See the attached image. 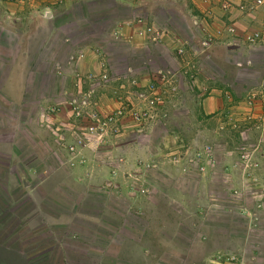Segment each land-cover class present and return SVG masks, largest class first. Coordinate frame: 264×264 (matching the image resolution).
<instances>
[{"label":"rangeland","instance_id":"obj_1","mask_svg":"<svg viewBox=\"0 0 264 264\" xmlns=\"http://www.w3.org/2000/svg\"><path fill=\"white\" fill-rule=\"evenodd\" d=\"M91 1L70 0L72 4L67 9L61 2L50 5L48 15L59 14L52 20L58 34L49 35L48 39L40 36L43 42L39 39L40 56L37 54L35 61L39 60L33 66L32 57L26 66L30 79L19 104L10 103L4 94V78L19 44L25 41L31 47L38 38L30 33L24 40L27 24L33 19L6 18L10 10L0 3V24L4 26L0 28V264H28L27 258L30 264H264V180L255 175L264 173V161L261 164L259 155L252 153V144L263 136L257 129H247L248 123L238 119L237 112L231 109L228 114L210 115L204 124L201 116L189 112L173 118L183 107L185 111L191 98L202 99L198 89L203 88L196 85L203 80L193 67L183 64L172 83L176 92L172 104L167 106L164 116L142 132H137L130 123L125 132L120 127L116 134L100 138L77 125L70 104L69 116L59 123L51 121V115L60 111L59 106L45 111L33 107L39 96L47 94L49 80L45 74L51 75L52 67L47 66L46 60L53 57L52 64L56 67L64 62L62 57L71 63L77 53L75 49L82 43L100 46L102 57L113 53L114 65L103 64L111 77H122V70L133 65L126 63L125 46L113 40L111 31L120 21L143 19L139 13L153 9V2ZM217 1L221 6L224 0ZM248 6V0L240 4L241 9ZM230 7L231 2L227 9ZM153 18L146 19L147 25H151ZM45 19V15L40 18L43 31L47 27ZM174 25L185 32L181 22L175 21ZM204 49H198L194 56L203 74L208 66L204 62L207 55ZM251 54L255 59L262 55L260 50ZM184 58L194 61L188 53ZM251 59H245L243 66L237 68L254 69ZM176 62L170 57L169 66L177 67ZM143 64L149 71L162 67ZM210 68L215 70L216 66ZM250 71L241 77L243 83L227 82L231 93V99L226 100L228 107L244 93L247 101H251L253 96H248L245 88L259 84L264 73L261 69ZM132 72L137 74L135 70ZM114 78L111 81L100 78L99 82L112 84L110 92L116 93L118 100L121 86L128 87L123 77ZM218 83L213 80L209 84ZM91 85L93 88L89 89L94 90L95 84ZM85 91L87 88L71 99ZM178 101L180 106L176 107ZM177 122H180L178 129ZM37 123L47 129H34ZM175 130H179L178 134ZM112 145L119 152L128 145L134 151L120 161V154L111 156ZM261 145L264 155V141ZM139 148L145 150L146 159H139ZM78 151L81 156L93 151V160L104 169L125 166V178L117 181L91 174L87 179H74L70 184L73 188L60 184L41 197L43 192L37 187L41 175H50L55 168L64 169L68 156ZM33 169H40L41 175L26 174V170ZM172 171L180 174L173 177L167 174ZM62 218H67V222H62ZM57 247L66 249L62 261L54 253Z\"/></svg>","mask_w":264,"mask_h":264},{"label":"crops","instance_id":"obj_2","mask_svg":"<svg viewBox=\"0 0 264 264\" xmlns=\"http://www.w3.org/2000/svg\"><path fill=\"white\" fill-rule=\"evenodd\" d=\"M94 1L96 0L91 2ZM131 1L135 0H122L121 2L129 3ZM149 1L153 2L154 8L139 13V15H143V19H138V21H120L114 25L111 31L113 40L118 43L120 42V44L125 46V61L126 63L129 62L130 64H133L132 66L129 64V68L137 71V74L135 75H137L142 81H145L147 80L150 71L149 68H147V65L143 64V62H146L147 64L149 63V65H154L152 67H155L156 65L158 66V64L162 67H168L170 57L178 46L177 39H185L198 49L200 48L202 37H210V43L212 45L203 50V52L205 51L207 54L206 57H204V62L208 63V66L206 64L205 66L207 67L203 70L205 71V74L199 70L200 66H198L196 59L194 58L195 55H190L193 57L192 59H194V61L192 60L188 62L187 65L193 67L192 70H197L194 73L196 75H201L200 78L203 80L202 83H212L213 80L214 82L216 81L219 83L214 86L209 83L204 86L201 82V85L198 83L197 85L195 84L198 88L204 89H202V91L198 89V96L202 95V99L199 101V98L198 100H196L195 97L191 98L188 101L189 104H187V107L185 106V111L182 106L183 108L181 112L175 113L173 118H178L179 115H184L186 112H189L192 116H201L202 123L204 124L207 117L209 118L212 114L221 116L226 112V114H228L230 109L233 113L237 112L235 115H237L238 119L248 123L249 127L247 129H257L258 133L263 136L257 140V143L252 144V153L259 155L258 157H260V160L258 158H256V160H259L262 164L264 161V155L262 154V148L260 147L262 146L261 142L264 141V84H262L264 77L263 80H258L260 82L259 84L246 86L245 90L248 91V96H253L249 99L251 101L248 102L246 97L243 96L246 95V93L239 96L234 102L232 101L230 107H228L226 100L231 99V93L227 89V82L233 80L235 83H243L241 77L245 75L244 72H251V69H261L264 73V41L249 46L245 40V37L250 34V32L254 30H264V6L259 7L256 10L248 11L247 9L240 8V4L243 3L244 0H230L231 7L229 9H223L217 0H212L211 2L204 0H148V3ZM55 2L64 3L66 9L72 4L70 0H0L2 5L6 4L4 9L7 8L8 11L10 10L8 15H6V18H14L17 21L25 18L33 19L27 24L28 28L26 33H24V40L25 36L26 38L29 37L30 33L36 35L38 38L35 42L32 41L31 47H29L25 41L19 44L20 46L16 48L14 58L4 78L2 89L4 94L8 97L9 102L12 104L21 103L25 96L26 85L30 79L27 78L30 72H28L29 69H26V66L31 63L32 57H34V61H32L33 66L39 60L37 59L35 61L37 54L40 56V42H43L42 38L46 36L45 38L48 39L49 35L58 34V30L52 26V20L55 18L54 16L57 17L59 14L52 16L53 13H49L50 15H48V12H50L49 10L52 7L50 5ZM35 6L38 9L34 8ZM159 13L163 16L159 15ZM44 15L47 17V19H45L47 27L43 31L42 27H40V18ZM150 17H155L153 18L154 21L151 22V25H147L146 19ZM175 21H179L185 26V32L174 25ZM36 23H38V25H36ZM230 25L235 27L234 34L227 30ZM145 27L150 30L147 31ZM0 28H4L2 23L0 24ZM139 28H142V32L139 31ZM152 31L161 33L162 36L160 41L156 42L150 40ZM75 50L77 53L76 56L73 55L74 58L71 63H67L65 61L66 58L64 60V57H62L64 62L59 63L58 67L53 66V57H49L45 62L47 66L50 65L49 67H52L50 68L52 71L51 75L49 73L45 74L46 80H49L46 88L47 94L39 96L37 103H34L33 107L45 111L46 109L49 110L51 107L59 106L60 111L55 115H51V121H53V123H59L60 120L63 122L62 120L66 116H69V99L72 95L81 93L86 88H93L91 84H95L94 99L98 107L103 111L113 110L118 102L116 93L114 94L110 92L112 91L110 89V85L112 84L104 85L99 82L100 75L105 68L103 64L106 63V66L114 65L115 59L112 56L113 53L102 57L101 47L93 42L82 43L80 46H77ZM257 50H260L262 54L260 55L261 58L258 57L259 59L253 58L251 54ZM135 55H139L140 58L137 60L133 59L139 57ZM245 59H251L255 68L238 69V66H243L244 62L242 61L246 62ZM130 60L133 63H131ZM212 66H216V69L210 70V67ZM174 67L178 69L179 72L182 71V69H179V66ZM126 68L127 66L122 71H125ZM209 71H212V73H209ZM179 72L177 74H179ZM192 87L193 86H191V88ZM176 104H178L176 107L180 106V101L176 102ZM240 108L241 110H236ZM42 118V120L46 121L45 117ZM198 119L199 118L196 117V121ZM177 123V126H175L176 129L180 126V122ZM33 128L39 131L47 129V127H43V125L39 123L35 124ZM129 128L130 123L125 122L123 124L124 132ZM175 131L178 134L179 130ZM49 134L50 133H48V135ZM11 143L12 142H10V146ZM110 149H112L110 152L111 156L120 154L118 156V160L120 161L129 157L131 151H134V148H131L130 145L124 147L123 150L119 149L121 150L120 152L116 151L118 150V147H113V145ZM137 150V153L140 154L138 156L139 159H146L145 150L143 148ZM260 150L261 153L259 152ZM79 151H81V153L84 152V150L80 149ZM79 151L70 155L66 152L69 156L68 163L64 165L65 168L60 170L55 168L50 175L48 174L42 177L43 175H41L40 169L38 171H35V169L29 171L26 170L27 175L31 174V172H37L41 175V180L37 183V187L43 192L41 197L45 196L46 193H49L50 191H54V188L58 187L60 184L72 187L73 185L70 184L74 183V179H87L91 174L97 178L103 176L115 178L117 181H120L119 178H125V166H120L117 170H108V168L104 169L103 165H99L97 161L93 160L91 156L93 151H91L88 156H81ZM84 154L87 153L85 152ZM161 162L162 161H160V163ZM171 162L173 161L171 160ZM176 162L177 160L175 159V163ZM45 163H47V161H45ZM256 172L258 171L256 170ZM167 174L173 177L180 173L172 171ZM251 175H258L256 178L264 180V173L254 175V172H251ZM145 176H147L146 173ZM200 178L201 177H198V179ZM258 183L262 184L263 182L259 181ZM46 199L47 198H44L43 200ZM62 222L66 223L67 218H62ZM55 251L56 258H58L59 261H62L63 253L67 254L66 249L62 247H57Z\"/></svg>","mask_w":264,"mask_h":264},{"label":"built area","instance_id":"obj_3","mask_svg":"<svg viewBox=\"0 0 264 264\" xmlns=\"http://www.w3.org/2000/svg\"><path fill=\"white\" fill-rule=\"evenodd\" d=\"M248 10L264 6V0H248ZM230 1H222L221 7L227 9ZM149 31L150 29H147ZM227 30L233 33V27L229 26ZM161 33L152 31L151 41H160ZM249 45L261 43L264 41V30H254L245 37ZM211 38L202 37L200 48L204 49L210 44ZM178 46L174 50L172 60L177 61V66L182 69L183 64L189 61L184 58L185 54H197V50L187 40L177 39ZM192 57V56H191ZM186 60V62L184 61ZM188 66V65H187ZM133 70L129 67L121 74L127 82V88L122 87L116 107L110 111H103L98 107L94 97V90L87 89L80 97H73L69 104L72 106L73 115L77 125L82 126L86 132L93 136H103L106 134H116L125 122L131 123L137 132H142L154 120L157 121L160 116H164L167 106L172 104L171 98L175 95V87L172 83L178 76L179 70L175 67H158L150 71L147 80L142 81L137 75H132ZM105 69L100 78L105 81H111L114 77L107 74ZM122 77L114 78L115 80ZM79 127V126H78ZM69 149H73L72 146Z\"/></svg>","mask_w":264,"mask_h":264},{"label":"trees","instance_id":"obj_4","mask_svg":"<svg viewBox=\"0 0 264 264\" xmlns=\"http://www.w3.org/2000/svg\"><path fill=\"white\" fill-rule=\"evenodd\" d=\"M13 234V232L12 233H10V234H8L9 235V237L11 236ZM5 244H6V242H5ZM10 244V243H9ZM6 247V246H5ZM27 263L28 264H30V260L27 258Z\"/></svg>","mask_w":264,"mask_h":264}]
</instances>
